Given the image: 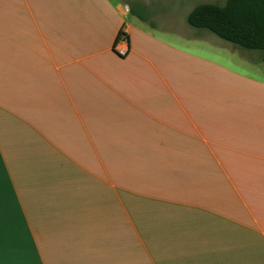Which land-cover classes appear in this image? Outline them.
I'll return each mask as SVG.
<instances>
[{"label": "crops", "instance_id": "1", "mask_svg": "<svg viewBox=\"0 0 264 264\" xmlns=\"http://www.w3.org/2000/svg\"><path fill=\"white\" fill-rule=\"evenodd\" d=\"M138 6L0 0V264H264V54Z\"/></svg>", "mask_w": 264, "mask_h": 264}, {"label": "rangeland", "instance_id": "2", "mask_svg": "<svg viewBox=\"0 0 264 264\" xmlns=\"http://www.w3.org/2000/svg\"><path fill=\"white\" fill-rule=\"evenodd\" d=\"M225 0H135L138 8L147 20L153 22L157 34H167L169 41L179 50L188 48L197 50L200 48H216L221 51L225 60L241 61L257 54H264V50L246 49L236 44L219 38L214 33L204 28H195L186 21L188 12L198 3L213 2L222 4ZM4 45V39L0 38V46ZM189 49V50H190ZM207 50V49H206ZM208 52V51H207ZM0 57L3 55L0 54ZM123 151H110V174L117 175L118 157ZM132 159L133 151H125ZM128 160V157L126 158ZM127 173L133 172V166L127 165ZM172 167H141V173L147 174L153 170H163ZM171 173V172H170ZM168 173V174H170ZM128 179V178H127ZM112 183V182H111ZM114 184V183H113ZM132 185L133 183H126Z\"/></svg>", "mask_w": 264, "mask_h": 264}, {"label": "trees", "instance_id": "3", "mask_svg": "<svg viewBox=\"0 0 264 264\" xmlns=\"http://www.w3.org/2000/svg\"><path fill=\"white\" fill-rule=\"evenodd\" d=\"M186 21L240 47L264 50V0L198 3L188 12Z\"/></svg>", "mask_w": 264, "mask_h": 264}, {"label": "built area", "instance_id": "4", "mask_svg": "<svg viewBox=\"0 0 264 264\" xmlns=\"http://www.w3.org/2000/svg\"><path fill=\"white\" fill-rule=\"evenodd\" d=\"M121 38L124 39V38H126V37L122 35ZM120 53H121V54H124V53H125V49H121V50H120Z\"/></svg>", "mask_w": 264, "mask_h": 264}]
</instances>
